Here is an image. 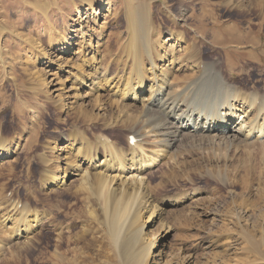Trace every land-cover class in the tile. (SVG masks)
<instances>
[{"label":"rangeland","instance_id":"obj_1","mask_svg":"<svg viewBox=\"0 0 264 264\" xmlns=\"http://www.w3.org/2000/svg\"><path fill=\"white\" fill-rule=\"evenodd\" d=\"M131 1L137 4L142 0H0V148L10 150L8 156L0 158V213L33 212L43 222L39 226L43 230L38 227L30 242L15 240L7 246L0 254V264L123 263L121 249L117 251L108 236L110 198L96 193V181L81 183L72 178L69 187L53 190L43 188V184L51 170L67 171L74 164L73 158L60 162L64 141L78 139L81 134L92 140L102 134L126 147L123 132L103 130L101 125L114 116L107 92L100 93L102 105L93 98L86 105L68 104L72 100L67 97L74 94L71 75L75 71L61 69L65 64L59 60L67 55L57 49L67 36L74 38L72 52L79 49V42L95 45L93 32L72 30L87 22L89 9L105 3L107 13L99 24L107 23L96 32L104 43L97 46L94 61L120 71L127 55L126 38L132 33L125 18V2ZM148 1L152 12L149 24L158 31L151 35L148 29L146 36L163 39L165 28L182 32L188 44L199 48L200 58L217 61V71L229 87L238 90L231 86L234 83L246 89L241 92L258 89L262 93L264 0H232L228 7V0ZM180 10L185 11V25H174L170 14L178 19ZM78 11L84 12L80 19ZM159 23L162 25L156 28ZM76 58L67 61L72 68L81 65L89 71L92 61L88 65ZM226 144L205 142L201 148L183 147L173 162L177 167L166 163L147 174L152 206L168 208L160 199L188 198L177 213L161 217L172 228L160 249L164 264L182 263L181 258L188 256H193L192 264H264V141L252 146ZM194 190L201 195L193 208L194 198L189 197ZM145 216L137 228L147 220ZM0 232V241H8V230L0 226ZM159 233L160 223L148 226L135 247L139 248L145 238H159ZM132 235L131 231L127 239Z\"/></svg>","mask_w":264,"mask_h":264},{"label":"bare ground","instance_id":"obj_2","mask_svg":"<svg viewBox=\"0 0 264 264\" xmlns=\"http://www.w3.org/2000/svg\"><path fill=\"white\" fill-rule=\"evenodd\" d=\"M231 1H225L226 7L233 4ZM125 3L128 27L136 35L131 33L130 36L129 33V37L126 38L127 55L124 58L125 62L123 61L125 65L122 63L124 67L122 66L121 70L119 68L120 71H111L107 68L109 66L103 67L94 61L99 53L97 46L104 43H101L102 35L96 32L103 30L107 23L104 20L99 24L104 12L107 13L105 3L89 9L91 14L89 18L87 17V22L77 20L80 22L79 28L72 30L82 33L85 29L88 33L93 32L92 40L95 45L92 46L86 41L79 42L81 44L79 49L72 52L75 48L74 38L67 36L59 43L62 48L57 49V52L63 50L62 55H67L65 59L58 58L62 61L60 63L65 64L61 69L75 71V75H71L74 79L72 89L74 94L67 97L68 100H72L68 104L86 105L88 99L92 98L94 103L101 104L103 95L100 93L107 92L109 97H106L111 100L113 107L110 108L113 109L114 116L101 125L103 130L123 132L126 136V147L102 134L95 135L92 140L81 134L78 135V139L64 141L60 149V162L67 163L73 158L74 164L67 171L58 168L48 172L43 188L65 189L71 185L72 178L78 179L81 183L93 179L97 182V188L94 187L96 193L110 198L109 206L107 205L110 214L107 235L113 242L112 246L114 245L117 251L121 249L122 264H150V261L153 264L154 260L156 264L162 262L164 264L160 249L172 228L161 217L177 213L188 198L177 197L171 201L160 199V204L169 206L168 208L158 209L156 205L152 206L153 199L148 193L150 186L147 174L151 173L155 166L177 161L180 151H184L183 147L201 148L205 142L214 143L215 146L216 143L225 142L230 147L261 144L264 141V90L261 93L258 89H252L244 93L241 91L246 89L234 83L228 84L238 90L229 87L225 79L221 78L220 71H217V61L206 62L200 58L202 56L199 48L188 44V38L182 32L165 28L163 39L151 40L145 33L149 29L153 35L158 29L155 31L149 24L152 16L149 1ZM83 11L77 12V19L83 17ZM182 15H185L184 10H180L178 19L170 14L176 21L173 22L174 25H185L186 18L183 19ZM85 24L89 28L92 26V29L86 28ZM161 25L162 23H159L156 28ZM128 49L131 50L128 52ZM74 56L79 58L78 60L83 59L88 65L92 61L89 71H85L81 65H77L76 69L72 68L67 61H71L69 58ZM48 62L53 64L52 61ZM9 152V149L2 146L0 158L8 156ZM200 195L196 190L190 193L189 198H194L191 201L193 208ZM11 213L8 215L0 213V226L9 232L8 241H0V254L15 240L22 242L21 244L30 242L36 230L38 231L37 228L43 223L40 216L32 214L33 212L20 210ZM143 215H146L147 220L141 222L137 228ZM154 223H160L159 238L158 236L156 239L145 238V242L139 248L135 247L136 244L139 245V235ZM39 229L43 230V227ZM131 231L133 235L127 239ZM134 248H137L136 256ZM192 257L181 258L182 263L178 264H192ZM121 258L119 257V260Z\"/></svg>","mask_w":264,"mask_h":264}]
</instances>
